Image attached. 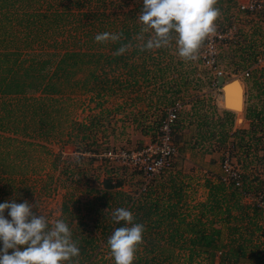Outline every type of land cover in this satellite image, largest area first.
<instances>
[{"label":"trees","instance_id":"trees-1","mask_svg":"<svg viewBox=\"0 0 264 264\" xmlns=\"http://www.w3.org/2000/svg\"><path fill=\"white\" fill-rule=\"evenodd\" d=\"M88 1L0 0V132L14 136H0V203L15 200L19 204L30 193L31 185L26 181L34 172L24 167L30 157L24 142L16 138H30L27 132L42 137L53 132L59 125L57 113L52 109L53 96L72 91L71 88L76 86L88 92L96 91L95 96L99 97L106 91L114 92L113 87L118 91L134 87L137 79L145 80L147 71L149 73L153 68L147 67L146 61L154 65L153 61L157 59H153L149 51L139 50L142 42L134 39L140 31L139 22L128 26L124 21L122 24L110 19L111 22L105 23L102 19L110 15L105 14L103 8L98 11H82L81 8L106 7L107 0ZM233 3L234 0H217L215 7L226 13ZM135 7L133 12L140 13L142 7ZM50 28L52 32L47 35ZM77 31L80 32L79 43L70 35V32ZM102 32L122 33L123 39L116 43L94 42V36ZM95 43L97 50H93ZM127 43L132 46L125 52L128 53L126 56L113 55ZM154 52L160 57L164 49H154ZM138 57L139 62L133 63ZM96 69H100L104 77L98 78ZM120 71L124 80L114 76L107 78V72L114 75ZM159 72L161 77L164 71ZM79 73L82 75L76 79ZM250 79L258 89L261 106L257 112L246 113L245 119H249L251 128L264 136V68L254 71ZM35 94L40 96L41 102L36 103L37 99L31 97ZM16 96L18 98L14 100L21 106L11 107L3 99ZM103 113L101 110L97 116L86 117L87 122L67 121L63 135V142L73 145L75 154L78 153L72 160L74 167L68 168L69 171L61 170L68 183L64 186L57 219L68 223L73 240L80 248V255L67 264H114L107 239L115 228L125 226L111 218L112 212L120 207L130 210L134 223L143 224L145 229L133 264H237L246 257L255 258L256 264H264V240L259 241L260 235L264 238L263 211L244 204L232 184L224 186L204 179L206 199L192 207H188L183 199L179 171L159 175L152 181V186L139 195L122 191L119 179L107 176L91 185L89 179L92 175L88 170L79 169V163L85 160L90 165L96 161L98 153L90 150L100 146L94 131L103 123L100 121ZM174 131L176 135L175 126L171 135ZM214 132L208 133L210 140L215 138ZM219 135L216 144L222 143L221 135L224 134ZM236 135L238 131L231 133L233 137ZM176 137L180 139V135ZM196 137L200 136L197 134L194 139ZM209 139L206 140L210 152L214 146ZM30 144L27 143V147ZM199 144L200 140H194L192 146ZM185 146H189V141H185ZM85 151L87 156H84ZM58 157L59 154L54 158ZM100 161L106 163L105 157H100ZM56 163L57 160L53 159L52 169H57ZM27 171L29 174L25 175ZM45 180H51V176L47 175ZM75 188L81 190L80 196L75 193ZM190 210L196 212L192 218ZM5 217L10 219L7 210Z\"/></svg>","mask_w":264,"mask_h":264},{"label":"rangeland","instance_id":"rangeland-1","mask_svg":"<svg viewBox=\"0 0 264 264\" xmlns=\"http://www.w3.org/2000/svg\"><path fill=\"white\" fill-rule=\"evenodd\" d=\"M244 1L246 0H234L229 10L226 13L220 12L221 14L215 22L216 34L219 30L230 29V25L235 26L233 41L224 45L217 44L215 66L227 82L231 80L240 82L244 92V104L247 93H250L251 97L248 96L247 99L249 104V106L247 104V109L249 113H253V111H258L256 108L261 103L259 95L258 100L256 97L254 98L257 92L253 94L252 91H256V88L250 79L251 74L257 70H250L246 79L241 78V73L250 68L254 58L259 53L264 52V13L244 14L237 12L236 4ZM136 5L142 7V0H107L106 7H82L81 9L82 11L89 9L98 11L103 8L105 14L110 15L108 18L102 19L103 22L108 23L111 22L110 19H114L115 22L121 21L122 24L126 23L131 26V23H138L139 13L133 12L137 8ZM110 12L115 16L111 15ZM130 13L134 16L133 20H131L133 16ZM102 27L104 26L102 25ZM51 32L52 28L46 34L50 35ZM56 33H58L56 35L59 38V31ZM70 35L78 43L80 42L79 31L77 33L70 32ZM202 45L196 53L197 58L189 61H184L178 57L174 45L163 48L164 54L160 57L154 54V50H150L151 57L153 59L157 57V59L153 61L154 65L146 61V66L153 68L149 70V73L147 71L145 80L138 78V83L134 87L121 91L113 87L114 92L106 91L104 95L99 97L95 96L96 91L88 92L76 86L71 88L72 91L67 90L62 95L53 96L55 101L52 109H55L59 121V125L53 132L46 137L27 132L30 138L23 136L16 138V140L24 142L26 152L30 157L24 167L31 168L34 172L31 179L26 181L27 185H31L26 200L31 204L36 203V208L33 211L44 216L48 223H52L59 217L60 203L65 193L64 186L65 183H68L62 171H69L68 168L74 167L75 162L72 163V160L74 155L78 154H75L73 145L63 142L67 121L83 122L90 115L97 116L101 110L104 112L103 118L100 119L103 123L98 124L94 131V136L100 146L95 148L96 150H93L94 148L90 150L98 153L95 158L96 161L91 163V166L87 161L82 160L79 163V169L88 170V173L92 175L89 179L91 185L98 184L97 179L100 180L107 176L111 179H119L122 191L136 195L142 177L137 167L132 166V161L137 162V159L141 158L139 156L141 150L154 143L159 134L158 128L161 120L166 111L176 102L181 105V111L174 123L176 135H180V139L177 140L174 131L171 136L176 156L171 162L170 169L164 174L179 171L178 181L183 185V187L181 186L183 199L187 202L188 207L206 199L207 190L203 184L204 179L207 178L212 181V178L220 174L222 151L230 144L235 146L232 164L241 173L244 182L242 184L245 186L243 187L244 190L251 195L264 196L263 178L260 177V169L264 162V136L251 128L250 125L247 126L249 119H246L248 122L244 119V105L242 111L237 112L234 109L240 114L224 109L227 105L224 106L221 101L222 89L214 83L213 70L202 66L200 63ZM93 50H97L96 43L93 44ZM126 54L128 53H124L122 56L124 57ZM139 60V57L135 61L131 59L133 63H138ZM121 71L114 75L107 72V78L114 76L119 80H124V71ZM159 71H164L161 77L158 76ZM81 75L82 73L77 74L76 79H79ZM95 75L98 78L104 77L103 73H100V69H96ZM31 97L37 99L36 103L41 102L38 94L31 95ZM16 98L18 97L3 99L11 107L21 106L22 104L15 102L14 99ZM23 104H27V102ZM27 109L30 110L28 107ZM223 111H227L228 114ZM107 113L109 116L106 117ZM246 113L248 114L247 111ZM229 124L230 128L233 129L231 131ZM212 130L213 132L215 130L216 136L210 140L207 135ZM233 131H238V135L231 136ZM197 134L200 137L194 139ZM219 134H224L221 135L223 137L222 143L216 144ZM0 136L14 137L2 132H0ZM241 137L242 141H240ZM206 139L211 141L214 150L208 151ZM194 140H200V144L192 146ZM185 141H189V146H185ZM27 143L31 144L27 147ZM183 144L184 147H182ZM190 147L194 148L190 151L188 149ZM84 153V156H87L88 152L85 151ZM58 154L59 157L54 158ZM102 156L105 157L106 163L100 161ZM53 159L57 160V169L51 168ZM62 168L64 169L62 170ZM27 172L25 175L29 174ZM47 175L51 176V180L46 182ZM95 176L97 177L95 178ZM157 177L150 181L148 187L152 186ZM74 191L78 196L81 195L79 188H75ZM241 201L244 204L247 203L246 205H253L248 200ZM261 209L264 215V205ZM189 213L191 218L196 215L194 210H190ZM260 237L259 241L263 242L264 238L261 235ZM237 264H256V259L246 257Z\"/></svg>","mask_w":264,"mask_h":264},{"label":"clouds","instance_id":"clouds-1","mask_svg":"<svg viewBox=\"0 0 264 264\" xmlns=\"http://www.w3.org/2000/svg\"><path fill=\"white\" fill-rule=\"evenodd\" d=\"M217 0H142L138 14L141 25L134 39L141 41L140 51L175 46L184 61L195 60L203 41L215 33L220 10ZM122 33L102 32L94 36L96 43H116ZM131 43L122 44L115 56L123 55ZM36 203L27 200L0 203V264H67L80 255L78 242L63 219L51 224L34 212ZM10 219L5 217V211ZM113 222L125 226L115 228L107 239L114 264H133L137 248L143 242L144 225L134 223L127 208H116ZM11 250V251H10ZM78 264V262H77Z\"/></svg>","mask_w":264,"mask_h":264},{"label":"built area","instance_id":"built-area-1","mask_svg":"<svg viewBox=\"0 0 264 264\" xmlns=\"http://www.w3.org/2000/svg\"><path fill=\"white\" fill-rule=\"evenodd\" d=\"M237 12L244 14L264 13L263 0H246L244 2H238L236 4ZM230 29H222L217 31V34L208 36L202 45L200 54V63L202 66L207 67L214 72V78L223 76V74L217 70L216 56H217V44L224 45L225 43L232 42L234 39L235 26L230 25ZM264 68V52L259 53L250 66L241 73V78L246 79L249 76L250 70ZM214 79V80H215ZM181 111V105L174 103L165 113L164 118L159 124V134L156 140L151 146L146 147L140 152V159L137 162L132 161V166L137 167L141 172V184L137 194H143L148 188L150 181L163 173H165L171 167V162L176 156V150L172 141L171 131L174 126L178 113ZM234 153V145L223 148L221 161H220V174L217 177L212 178L214 182H220L224 186L233 185L238 190L242 200H248L255 207L261 208L264 205V196L259 194L251 195L247 191L242 189V176L232 164V156ZM260 177L263 178L262 185L264 187V162L260 169ZM252 196V198H250ZM256 196V197H255ZM247 204V203H246Z\"/></svg>","mask_w":264,"mask_h":264},{"label":"water","instance_id":"water-1","mask_svg":"<svg viewBox=\"0 0 264 264\" xmlns=\"http://www.w3.org/2000/svg\"><path fill=\"white\" fill-rule=\"evenodd\" d=\"M235 84L236 91L233 92V97L236 98V103H239V100L242 99V105H243V88L237 83L235 80H231L229 82L226 81V79L222 76H218L215 79V85L217 87H220L222 89V95H221V101L224 106H228L229 102L228 99H226V96H228L230 90L228 88L229 86Z\"/></svg>","mask_w":264,"mask_h":264},{"label":"bare ground","instance_id":"bare-ground-1","mask_svg":"<svg viewBox=\"0 0 264 264\" xmlns=\"http://www.w3.org/2000/svg\"><path fill=\"white\" fill-rule=\"evenodd\" d=\"M237 83H239V85L242 87L240 82L237 81ZM228 89L230 90V92L228 96H226V99H228L229 105L228 107L227 106L224 107V109L226 110L228 109V111H232L234 113H237L239 110L242 111V99L239 100V103L238 102L236 103V98L233 97V92L236 91L235 84L229 86ZM234 109L237 112H235ZM237 114H240V113H237Z\"/></svg>","mask_w":264,"mask_h":264},{"label":"crops","instance_id":"crops-1","mask_svg":"<svg viewBox=\"0 0 264 264\" xmlns=\"http://www.w3.org/2000/svg\"><path fill=\"white\" fill-rule=\"evenodd\" d=\"M258 70V69H257ZM253 84V83H252ZM255 88H256V86H255ZM253 92V94H255L256 92V95L254 96V98L256 97L257 98V100H258V89L256 88V91H252ZM244 93V92H243ZM243 96H244V94H243ZM248 96L249 97H251V95H250V93H247V99H248ZM247 99H246V102H245V104L243 103V105H244V119H245V115H246V111L247 112H249V110L247 109ZM243 105H242V107H243ZM248 106H249V104H248ZM261 105L259 104V107H260ZM253 107V106H252ZM255 107V106H254ZM259 107H257L256 109H259ZM223 112H225V114L226 113H228L227 111H223ZM246 120V119H245ZM247 122H248V120H246ZM221 124H223V122H221V121H219ZM224 126V125H223ZM247 126H249V123H248V125ZM223 129V128H222ZM229 129H230V131L231 130H233L232 128H230V124H229ZM245 129V128H244ZM235 131H233V133H234ZM190 151H191V148H188ZM214 182V181H213ZM244 183V182H243ZM244 185V184H243ZM243 187V186H242ZM245 187V186H244Z\"/></svg>","mask_w":264,"mask_h":264}]
</instances>
